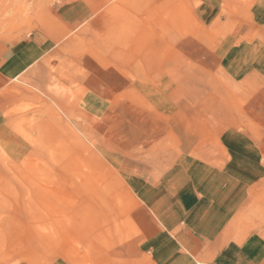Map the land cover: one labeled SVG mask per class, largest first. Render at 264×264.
Wrapping results in <instances>:
<instances>
[{
  "label": "rangeland",
  "instance_id": "rangeland-1",
  "mask_svg": "<svg viewBox=\"0 0 264 264\" xmlns=\"http://www.w3.org/2000/svg\"><path fill=\"white\" fill-rule=\"evenodd\" d=\"M262 145L264 0H0V264H137V205L191 187L244 245Z\"/></svg>",
  "mask_w": 264,
  "mask_h": 264
},
{
  "label": "crops",
  "instance_id": "crops-1",
  "mask_svg": "<svg viewBox=\"0 0 264 264\" xmlns=\"http://www.w3.org/2000/svg\"><path fill=\"white\" fill-rule=\"evenodd\" d=\"M136 33H131L130 37L133 38H130V45L137 46L138 40H142ZM124 34L118 37L123 38ZM114 54L125 64L136 56V53L129 55L127 50L114 52L112 56ZM259 153L264 158V145ZM195 180L199 181L198 178ZM207 197V190L202 187H191L183 191L180 197L183 204L180 205L185 209L184 224L170 219V215L162 214L155 205L140 202L135 215L140 223L138 237L144 247L141 262L137 264H158L159 258L168 264L176 260H182V264H264V224L260 231L250 234L244 245L238 244V241L226 244L220 234L215 233L221 217H218L216 208L206 210L205 206L211 204ZM70 255L62 258V263L96 264L90 256L79 253L77 247L70 251ZM102 264H111L110 257Z\"/></svg>",
  "mask_w": 264,
  "mask_h": 264
}]
</instances>
